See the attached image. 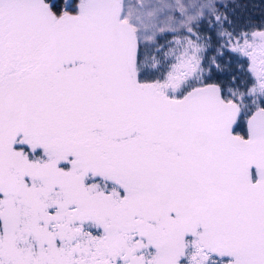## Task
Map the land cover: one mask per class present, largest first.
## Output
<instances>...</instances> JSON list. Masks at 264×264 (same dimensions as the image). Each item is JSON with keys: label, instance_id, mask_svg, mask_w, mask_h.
Returning a JSON list of instances; mask_svg holds the SVG:
<instances>
[{"label": "snow or ice", "instance_id": "obj_1", "mask_svg": "<svg viewBox=\"0 0 264 264\" xmlns=\"http://www.w3.org/2000/svg\"><path fill=\"white\" fill-rule=\"evenodd\" d=\"M0 264H264V0H0Z\"/></svg>", "mask_w": 264, "mask_h": 264}]
</instances>
